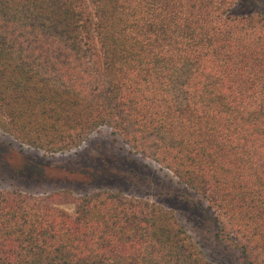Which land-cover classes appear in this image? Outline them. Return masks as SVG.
I'll return each mask as SVG.
<instances>
[{
    "label": "trees",
    "instance_id": "16d2710c",
    "mask_svg": "<svg viewBox=\"0 0 264 264\" xmlns=\"http://www.w3.org/2000/svg\"><path fill=\"white\" fill-rule=\"evenodd\" d=\"M102 127L201 196L242 264H264V5L0 0V131L56 154ZM40 164L12 177L39 182ZM112 183L0 188V264H214L172 210Z\"/></svg>",
    "mask_w": 264,
    "mask_h": 264
},
{
    "label": "rangeland",
    "instance_id": "374dc122",
    "mask_svg": "<svg viewBox=\"0 0 264 264\" xmlns=\"http://www.w3.org/2000/svg\"><path fill=\"white\" fill-rule=\"evenodd\" d=\"M245 1L247 7L264 5V0ZM32 159L41 163L39 182L29 175L12 177L15 169ZM88 175L93 176L91 185L85 179ZM105 175H112L113 190L146 198L172 210L212 263L242 264L233 247L217 237L213 215L206 201L179 183L168 171L129 152L110 129L102 127L78 148L56 154L22 148L0 131V188H18L30 193L68 189L74 194H83L93 190ZM63 207L73 210L71 204Z\"/></svg>",
    "mask_w": 264,
    "mask_h": 264
}]
</instances>
